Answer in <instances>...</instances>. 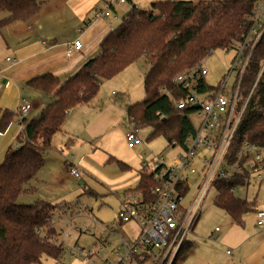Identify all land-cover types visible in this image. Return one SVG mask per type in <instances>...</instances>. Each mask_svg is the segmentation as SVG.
<instances>
[{"label": "trees", "instance_id": "1", "mask_svg": "<svg viewBox=\"0 0 264 264\" xmlns=\"http://www.w3.org/2000/svg\"><path fill=\"white\" fill-rule=\"evenodd\" d=\"M253 0H154L149 9L132 6L121 21L100 41L99 51L71 77L60 82L47 72L33 77L26 85L44 94H53L37 117L23 118V131L17 144L10 145L0 162V264H42L43 257L59 260L63 243L57 241L60 230L55 226L57 211L66 213L71 203L45 201L18 204L16 200L44 163V152L53 136L61 130L68 110L90 102L104 79H109L128 65L143 58L149 69L143 78V99L127 104L125 114L134 126H151L148 140L161 134L167 143L182 144L193 131L189 115L192 107L178 109L164 89L176 93L180 89L173 78L211 54L214 50H230L233 41L246 34ZM40 11L39 0H0V29L11 22L27 21ZM264 32L248 60L238 90L237 110L245 103L237 129L231 139L227 158L233 160L245 142L264 146ZM254 85V86H253ZM200 91L212 89L204 78L198 81ZM159 113V115L157 114ZM15 112L0 115V132L12 122ZM122 171L129 166L109 156ZM138 182L124 193L135 192L151 200L156 184L152 173L141 167ZM245 185L244 177L235 175L215 181L213 202L234 223L243 224V215L256 212L255 198L237 196L231 189ZM84 193L99 194L92 188ZM80 196V195H79ZM194 243L186 241L172 264H182Z\"/></svg>", "mask_w": 264, "mask_h": 264}, {"label": "rangeland", "instance_id": "2", "mask_svg": "<svg viewBox=\"0 0 264 264\" xmlns=\"http://www.w3.org/2000/svg\"><path fill=\"white\" fill-rule=\"evenodd\" d=\"M55 1L57 0H51V3ZM139 2L138 6L145 9L150 8L151 0H139ZM96 7L104 9V3L101 2L93 9L95 10ZM126 7L127 4L124 7H120L119 11H121L118 17L99 18L93 24L108 20L112 24L119 22L123 18L122 12ZM47 14L51 15L52 13L48 10ZM5 15L6 12H1L0 18ZM92 15L93 10L90 17ZM68 18L74 19L71 14H68ZM78 33L79 30L78 32H72L71 30V33L67 32L66 34L71 36V34L77 35ZM7 42L8 47L0 43V60H3V64H8L4 61L5 55L13 57L14 53L17 54V51L23 50L21 43L16 42L14 38L11 37V41L8 40ZM27 52L25 50V53ZM233 54V49H218L212 51L210 55L202 60V65L208 70L205 80L209 85H216L227 75V69L231 66ZM17 56L18 60L19 58L22 59L19 54ZM26 65L28 63H20L21 67ZM15 69L16 66L10 71L6 70L4 73L11 74ZM148 69L149 64L147 61L140 58L136 63L128 65L113 77L104 79L94 98L93 108L90 107L87 110L95 114L96 110L102 109V116L108 123V130L105 133L103 131L96 137L89 138L88 133L86 135L84 125H77V134L79 135L75 137L76 139L72 144L59 147L58 143L56 147L53 146L44 152L43 156L46 157L45 165L39 173L25 184V188L29 190L21 193L16 200L18 204L29 205L39 201L50 203L66 201L74 205L66 213L57 211L54 218L55 226L60 230L57 241L62 242L64 247L62 257L59 260H54L45 256L42 258V264H102L105 257H113L112 248L116 247L120 242V236L116 231L111 230L114 228L112 224L119 209V193L123 191L110 189L107 185L110 183L102 176H106L109 179L116 177L120 173L130 171H133V174L130 175H134V172L137 173L141 169L143 161L149 162L150 159H156L159 156L164 158L165 163H171L172 157L179 150L178 147L171 148L166 138L161 134L148 140V136L153 131L151 126L139 128V136L142 139L140 144L132 148L127 145L125 133L131 128V122H129L124 108L127 104L143 99V74ZM234 75L235 71L228 78L227 91L234 81ZM18 85L22 88L21 94L24 98L28 101L31 100V90L33 89L20 80ZM4 90L5 87L0 88V95ZM13 122L16 127L22 128L16 111L11 123ZM59 139L63 138L59 136L55 143ZM14 143L15 141L12 142V145ZM92 149L97 150L96 156H98L99 151L111 154L115 159L128 165L129 169L122 171L116 162H105V160L100 161L91 157ZM82 162L87 165H83ZM69 163L79 166L80 178L69 175L68 169L66 170L65 168V164ZM191 181L193 186L184 200L185 205L195 192V182L194 180ZM257 185L258 182L253 183L252 180L247 187V191L238 190L237 196L252 199L256 195V203L264 202V182L261 183L259 190H257ZM87 188L94 189L99 195H87L84 193ZM216 193V188L212 189L202 203L201 215L194 228L195 235L188 236V240L194 242L195 248L189 252L182 264H207V261L209 264L212 261H217V264H223L227 260L228 256L225 253V249L216 248L212 244L214 240H219V236L225 231L230 221V217L215 206L213 199ZM244 216L247 221L254 217L252 212H248ZM215 226L220 228V231L216 232L218 236L213 234L210 237ZM117 229L127 240H133L139 232V227L134 221L126 222L118 226ZM100 237L108 242L102 251L98 250L99 245H102L99 240ZM75 247L83 248V252H76ZM89 250H92L94 254L87 256L85 253ZM210 254L213 255V259L209 258Z\"/></svg>", "mask_w": 264, "mask_h": 264}, {"label": "built area", "instance_id": "3", "mask_svg": "<svg viewBox=\"0 0 264 264\" xmlns=\"http://www.w3.org/2000/svg\"><path fill=\"white\" fill-rule=\"evenodd\" d=\"M124 3L132 7L135 0H109L104 3V9H93L91 21L111 16L114 4ZM245 19L249 22L248 31L242 39L233 41L231 66L227 69V75L212 89L200 91L198 86V81L205 79L208 74L202 62L173 78V83L180 91L171 93L164 89L178 109L193 108L189 115L193 131L186 135L182 144L175 140L169 144L171 148H179L171 163H165L162 156L142 162L141 167L152 173L156 182L150 190L153 199L148 200L135 192L122 195L111 231H118V226L134 221L139 232L130 241L120 237V242L112 248L113 257H105L102 264H172L182 245L188 241V236L193 234L202 203L215 188L216 180L242 175L245 185L238 187H244L253 179H264V146L245 142L233 160L227 158L231 139L246 104L245 101L237 110L239 85L248 60L264 32V0H253L251 12ZM81 48V41L76 39L67 45L66 53L70 55ZM7 60L11 59L7 57ZM263 69L264 62L258 76ZM234 71V81L227 91L228 78ZM3 83L0 71V88ZM197 104L199 107L195 108ZM30 109L29 102L23 101L18 105L16 115L22 127L21 120L27 117ZM125 135L128 147H135L142 142L139 128L134 124H131ZM68 173L80 178L79 170L72 163L68 164ZM191 180L195 182V192L185 205L184 200L193 186ZM238 187H233L231 191L237 194ZM256 223L264 228L263 209L256 211ZM218 229L215 227L214 233ZM99 240L102 245H99L98 250L102 251L108 242L102 237ZM75 251L82 253L83 248L75 247ZM85 254L90 256L94 252L89 250Z\"/></svg>", "mask_w": 264, "mask_h": 264}, {"label": "crops", "instance_id": "4", "mask_svg": "<svg viewBox=\"0 0 264 264\" xmlns=\"http://www.w3.org/2000/svg\"><path fill=\"white\" fill-rule=\"evenodd\" d=\"M46 1H48L47 4ZM107 1L109 0H57L51 3V0H39L40 11L36 15L27 21L17 20L8 23L0 29V43L8 47L7 41H11L12 37L16 42L21 43V47L23 48L22 51H17V54H19L22 59L19 58L18 60L17 54L14 53L13 57L5 55L4 61L8 64H3V60H0V71L4 79L2 87H5L4 92L0 95V115L2 111L6 109L13 112L17 111L18 105L23 101H26L31 104V111L27 119L37 117L41 110L53 100V94H44L40 91L36 92L31 90V100L28 101L21 94L22 88L18 85L19 80L26 83L33 77L50 72L57 76L60 82H63L71 77L88 59L98 53L100 41L121 21L119 20V22L112 24L108 20L93 24L96 21H91L90 17L93 8L101 2L105 3ZM153 1L154 0H151L150 3ZM139 3V0H135L134 6L140 9H145L138 6ZM125 4L127 3L122 5L114 4L111 8L112 15L109 17H118L121 11H119L120 7H124ZM44 5L45 8L43 9ZM130 8L131 6L127 4V7L124 8L122 12V17ZM48 10L51 11V15L47 14ZM68 14H71L74 19H69ZM71 30L72 32H78L79 30V33L77 35H67L66 33H71ZM82 30L86 33L83 34ZM82 35L84 39H82L83 37L81 38ZM76 39L81 41L82 48L67 55V45ZM25 50L28 52L25 53ZM7 57L11 60H7ZM20 63H28V65L21 67ZM15 66L16 69L13 73H4L6 70H12ZM146 72L147 71H145L144 74ZM94 98L88 103L78 104L68 110L66 120L63 123L61 130L53 136L49 148L53 146L56 147V144L58 143L59 147L72 144L76 139L75 137H78L79 135L77 134V125H84L86 135L88 133L89 138L96 137L103 131L105 133L108 130V123L102 116V109L96 110L95 114L92 111L87 110L94 105ZM22 131L23 127L18 128L13 122L9 124L4 132H0V162L3 159L6 149L12 145V142L15 141L13 145L18 143L17 136L22 133ZM59 136L63 139H59L58 142L55 143V140L59 138ZM96 152V149H92L90 155L100 161L105 160L106 162L109 156H112L104 151H99L98 156H96ZM43 157L44 163L40 170L46 162V157ZM82 164L87 165L84 162H82ZM75 166L79 170V166ZM65 168L66 170L68 169V164H65ZM39 171L37 173H39ZM130 174H133V171L120 173L116 177L109 179L106 176H102L107 179L108 183H110L107 184L110 189L123 191L122 193H119V205L124 191L127 188H134L138 182V172H134V175ZM256 182H258L257 190H259L264 179H253V183ZM250 184L251 182L244 187H238L237 192L238 190L246 192L247 187ZM253 198H256V195ZM256 209L264 210V202L256 203ZM252 213L254 217L249 221L245 220V214L243 215L242 225L234 223L230 218L227 228L222 235L219 236V240H214V242H212L214 247L225 249V253L228 257L223 264H264V228L257 225L256 212L253 211ZM219 231L220 228L216 232ZM116 232L120 237L124 238V236L119 233V230ZM216 232L214 233L213 229L210 237L213 234L216 235ZM192 235H195L194 230ZM124 240L130 241L125 238ZM191 242L194 243L193 241ZM194 248L195 245L193 249ZM193 249L191 251H193ZM227 250H230V252L227 253ZM209 258L213 259V255L210 254ZM206 263L209 264L208 261ZM217 263V261L210 262V264Z\"/></svg>", "mask_w": 264, "mask_h": 264}, {"label": "water", "instance_id": "5", "mask_svg": "<svg viewBox=\"0 0 264 264\" xmlns=\"http://www.w3.org/2000/svg\"><path fill=\"white\" fill-rule=\"evenodd\" d=\"M194 107H195V108H198V107H199V105L197 104V105H195Z\"/></svg>", "mask_w": 264, "mask_h": 264}]
</instances>
